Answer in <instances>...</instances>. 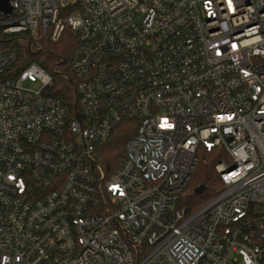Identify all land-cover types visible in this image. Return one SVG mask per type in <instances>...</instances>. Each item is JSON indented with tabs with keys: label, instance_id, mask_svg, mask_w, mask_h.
I'll use <instances>...</instances> for the list:
<instances>
[{
	"label": "built area",
	"instance_id": "built-area-1",
	"mask_svg": "<svg viewBox=\"0 0 264 264\" xmlns=\"http://www.w3.org/2000/svg\"><path fill=\"white\" fill-rule=\"evenodd\" d=\"M8 1L1 34L76 47L68 104L0 47V264H264V0Z\"/></svg>",
	"mask_w": 264,
	"mask_h": 264
},
{
	"label": "trees",
	"instance_id": "trees-1",
	"mask_svg": "<svg viewBox=\"0 0 264 264\" xmlns=\"http://www.w3.org/2000/svg\"><path fill=\"white\" fill-rule=\"evenodd\" d=\"M0 47L15 55L16 67L23 68L33 63L48 73L51 77L48 95L67 104L73 100L74 82L68 70V58L76 47V40L69 29H65L55 42L27 32L7 35L0 33ZM126 139L120 132L102 148L99 155L102 166L106 168L118 164ZM223 157L217 151L208 153L198 150L196 168L188 183L185 198L190 211L198 209L221 189L214 166ZM199 187H203V190L196 193Z\"/></svg>",
	"mask_w": 264,
	"mask_h": 264
},
{
	"label": "water",
	"instance_id": "water-1",
	"mask_svg": "<svg viewBox=\"0 0 264 264\" xmlns=\"http://www.w3.org/2000/svg\"><path fill=\"white\" fill-rule=\"evenodd\" d=\"M11 12V7L8 0H0V13L7 16ZM203 187H199L195 190L196 193L202 192Z\"/></svg>",
	"mask_w": 264,
	"mask_h": 264
},
{
	"label": "rangeland",
	"instance_id": "rangeland-1",
	"mask_svg": "<svg viewBox=\"0 0 264 264\" xmlns=\"http://www.w3.org/2000/svg\"><path fill=\"white\" fill-rule=\"evenodd\" d=\"M24 87L28 88V89H37V85L36 84L25 83Z\"/></svg>",
	"mask_w": 264,
	"mask_h": 264
}]
</instances>
